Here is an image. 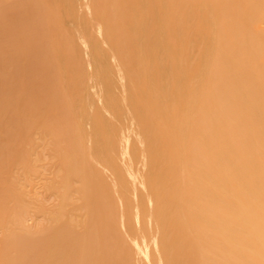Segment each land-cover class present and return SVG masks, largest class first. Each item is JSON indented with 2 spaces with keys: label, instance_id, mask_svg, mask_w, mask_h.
<instances>
[{
  "label": "bare ground",
  "instance_id": "6f19581e",
  "mask_svg": "<svg viewBox=\"0 0 264 264\" xmlns=\"http://www.w3.org/2000/svg\"><path fill=\"white\" fill-rule=\"evenodd\" d=\"M80 1L0 0V264H264V0Z\"/></svg>",
  "mask_w": 264,
  "mask_h": 264
},
{
  "label": "rangeland",
  "instance_id": "374dc122",
  "mask_svg": "<svg viewBox=\"0 0 264 264\" xmlns=\"http://www.w3.org/2000/svg\"><path fill=\"white\" fill-rule=\"evenodd\" d=\"M70 1H71V3L74 4V5L77 4V5H76V6H78L77 8L83 11V12H82V11H80V10L77 9L78 12H76V18H75V17H74L75 19L72 18V22L70 23L71 25H73L74 27H76V32H78V34H79V32L82 31V30H81V28H82L81 25L83 24V21H85V20H86L85 18H88V17L86 16L87 14H85V12H84V11H85V9H84L85 7H83L82 4H81V8H79V7H80L79 5H80L81 1L79 2V0H68L69 3H70ZM84 15H85V16H84ZM80 16L83 17V18H80ZM76 19H77V20H76ZM88 19H89V18H88ZM76 23H77V24H76ZM78 24H79L80 26H79ZM77 26H78V27H77ZM90 28H91V27H89V30H90ZM91 30L93 31L94 29L91 28ZM112 60H113V58H112ZM112 60H111V61H112ZM113 61H114V60H113ZM113 61H112V62H113ZM108 62H109V61H108ZM108 62H107V64L109 65ZM91 82H92V81L90 80V82L88 81V84H87V90H88V92H89L90 94L92 93V90L90 91V88H91V87L89 86V85L91 84ZM88 87H89V88H88ZM117 91L119 92V89H118ZM91 95H92V94H91ZM92 96H93V95H92ZM92 99H94V98L92 97ZM95 100H96V98H95ZM122 119H123V121H127V122H128L127 117H123ZM122 119H121V121H122ZM126 119H127V120H126ZM123 121L121 122V126L123 125ZM127 122H125V123H127ZM119 123H120V122H119ZM119 123H118V124H119ZM119 125H120V124H119ZM123 126H125V124H124Z\"/></svg>",
  "mask_w": 264,
  "mask_h": 264
}]
</instances>
